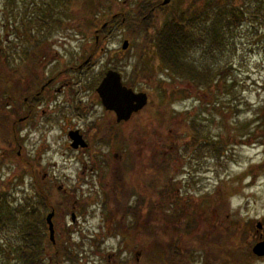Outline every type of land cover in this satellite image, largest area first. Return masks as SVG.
<instances>
[{
  "label": "rangeland",
  "instance_id": "obj_1",
  "mask_svg": "<svg viewBox=\"0 0 264 264\" xmlns=\"http://www.w3.org/2000/svg\"><path fill=\"white\" fill-rule=\"evenodd\" d=\"M46 1L0 0V101L6 102L8 94H23L34 73L29 71V63L25 66V62L17 59L25 46L31 47L20 28L22 18L26 17L23 20L32 22L27 29L34 43L39 42V55H45L41 64L34 67L39 76L41 71L44 76V69L49 71L56 59L64 65L77 61L75 55H81L82 59L85 55H95L86 74L90 83L99 81L108 69L120 70L123 83L146 93L148 103L127 122L119 124L122 140L106 145L92 142L97 151L94 153L97 166L84 175L80 159L64 160L63 156L72 154L66 149L67 137L59 128L47 131L40 110L12 131L5 120L10 108L0 107V194L5 193L14 206L23 204L35 190L32 177L39 182L48 179L47 186L53 189L54 198L61 204L52 217L61 226L56 231L58 240L84 244L82 257L76 264H120L125 260L128 264H148L143 247L118 254L119 231L132 220L116 206V190L120 187L134 193L144 192L147 196L152 193L155 203L158 198L160 210L145 215V220L142 215L139 226L146 227L144 235H151L155 246L165 247L175 239L182 250L193 246L188 264H264V256H256L252 251L236 263V245L241 241V232L246 233V239L241 242L253 247L259 242L260 229L256 223L264 220V5L255 14L259 11L257 0H230L245 16L239 27L223 33L227 36V47L222 55L213 60L200 49L192 50L191 60L217 71L211 85L205 88L192 80L165 73L155 58L152 44L145 43V34L153 39L162 23L186 8L189 0H171L165 5H162L165 0H154L158 6L152 12L149 29L134 28L137 30L134 33V29L117 21L93 53V34L98 26H105L112 14H115L113 17L116 13L131 16L136 0H77L51 10V21L44 15ZM206 1L200 0L192 10L206 12L217 7L208 6ZM230 1L222 0L219 6L227 8ZM214 15L211 13L208 21ZM41 18L47 19L48 29L36 27ZM115 19L123 22L125 18ZM124 40L128 41L126 49H122ZM145 45L148 48L143 49ZM141 51H144L142 59ZM16 67L22 71L14 72L12 69ZM94 101L102 106L100 97ZM20 111L10 115L22 117ZM99 113L96 123L111 121L109 115L106 118L102 111ZM112 124L116 125L114 116ZM194 129L209 144L220 145V153L216 155L205 142L186 148ZM159 148L171 149L169 153L176 155L177 161L169 168L161 167L160 179L152 191L147 185L158 178L153 164ZM59 150L64 153H54ZM53 162L55 168L51 166ZM52 174L57 184L68 191L65 197L49 181ZM166 182L170 189L161 194ZM178 202L182 213L176 210ZM72 210L76 217L73 224ZM49 212H43L44 219ZM190 220H193L192 230L184 236V224ZM202 234L213 246L206 243V247H198L194 243L193 237L199 238ZM213 238L216 240L212 241ZM1 240L0 244L5 245L20 243L13 231L4 232ZM225 244L233 250L225 252ZM215 245L220 249L213 248ZM3 257L0 255V264H6ZM111 258L114 260L110 261ZM63 264L70 263L64 260Z\"/></svg>",
  "mask_w": 264,
  "mask_h": 264
},
{
  "label": "trees",
  "instance_id": "obj_2",
  "mask_svg": "<svg viewBox=\"0 0 264 264\" xmlns=\"http://www.w3.org/2000/svg\"><path fill=\"white\" fill-rule=\"evenodd\" d=\"M75 1L77 0H47L45 2L46 10H44V15L50 20L51 10L54 11L55 9H58L60 5L73 4ZM221 1L222 0L206 1L208 6L216 5L217 7H215L214 10L208 9L206 12H203L202 9L192 10L193 6L200 2V0H189V5H187L186 8L162 23L161 27L156 31L153 39L150 40L148 35L145 34V43L152 44L155 58L158 60L159 65L164 69L165 73L170 72V76L192 80L196 82V84H200L205 88L211 85L213 81L212 79H215V76L217 75V71L214 72L212 67L203 66V63L197 64L195 62L196 60H191V52L192 50L200 49L204 55L209 56L213 60L216 57L221 56L223 53L222 50L224 47H227V36H224L223 33L226 31L229 32L233 27H239L242 20H244L243 16H245L244 11L241 8L235 7L230 0L229 7H220L219 4ZM263 1L264 0H257L259 11L254 12L255 14L261 12V6L264 5ZM226 3H228V0H226ZM157 6L158 1L136 0L131 16H127L123 13H116L117 15L113 17L115 14H112V17L106 22L105 26H98L99 29L93 34L94 39L91 52L93 53L96 50L97 45L105 38V33H108L112 24L117 21L119 25L126 24L131 29L138 28L143 31L149 29L152 12ZM63 7L67 9L66 6ZM107 10L109 11V8ZM197 11H199L198 14L196 13ZM208 12H210V14ZM211 13L215 14L214 18L208 21L211 18ZM205 16L207 17L206 22H204ZM118 17H123L125 19L123 22H120L115 19ZM24 18L26 17L22 18L20 28L23 34L22 36L25 38V42H28L29 44L31 43V47L28 48V46H25L21 51V55H39L41 51L39 48V42L34 43L32 36L30 35L31 31L30 29H27L28 26L32 25V22H26L23 20ZM46 18L37 20L36 27L39 28V30L43 28L48 29L49 25ZM58 22H60V20H58ZM14 31H18V29L15 28ZM136 32L137 30L134 29V33ZM145 48H148V45L143 47V49ZM143 52L144 51H141L140 53V59L144 56ZM3 53L4 55H8V52L6 51ZM217 80L218 79L216 78L214 81L215 84ZM1 90L6 89L2 88ZM193 123L194 122H192V125ZM202 142L207 143L216 155L220 153V145H217L216 147V145L212 143L209 144L208 139L195 129L194 132L192 131L190 145H186V148L193 144L199 145ZM34 181L35 185L33 188L35 190L30 196L25 198V203L23 204L20 203L14 206L5 193L0 194V241H2L1 236L3 233L7 231L16 232V236H19L20 239L19 244H0V255L4 256L3 258L6 264H49L50 261L55 264H63L64 260L70 264L79 263V260L82 257V250H84L83 241L70 243L67 239L65 241L58 240L56 232L54 239L55 243L52 244L49 241L43 212L45 210H56L60 208V203L54 198L56 193L50 188V186H43L36 177L34 178ZM149 183L150 184L147 185V188L150 190L152 189L153 191L154 183L151 180ZM162 187L161 194H163L166 189H170V186L167 184ZM132 196L135 197L131 199ZM116 198V206L118 209L123 215L126 214L132 219L128 224L126 223L123 230L119 231L121 238L118 254L124 251L131 252L136 248L143 247V255L144 257L147 256L146 262L148 264H188L191 250L194 249L193 246L189 249L182 250L177 246L176 239L172 244L165 247L155 246L152 238H150L151 235H144L146 227L142 225L140 228L141 225L139 226V219L142 215L144 219L145 215L150 216L156 210L152 193L147 196L144 192L134 193L133 191H127L126 188L120 187L116 190ZM90 202L91 201H89V203ZM180 204L181 203L179 202L176 204V206H178L176 210H179L178 213H182ZM134 219L137 221L135 222ZM176 220L179 221L180 219L177 218ZM192 221L193 220H190L189 222L187 221L188 223L186 222L184 224L186 231V233H183L184 236H188L189 234L187 233H190V230H192ZM250 225V228H252V223H250ZM178 231H182V228H179ZM229 234L230 232L228 235ZM245 234V232H241V241L246 239ZM81 238L84 237L81 236ZM215 240L216 239L213 238L212 241ZM193 241L198 247L199 245L200 247H206L207 244L212 245V243L207 241L206 236L203 234L199 238L193 237ZM241 241L238 243H241L240 245H236V257L238 259L236 263H240L241 260L246 259V257L251 254V247L253 244H245ZM215 247L220 249L218 248V245H215L213 248ZM225 247L227 248V250L224 249L225 252L228 251V249L233 250V248L226 246V244ZM158 254L160 257L157 256ZM120 264H128V261H121Z\"/></svg>",
  "mask_w": 264,
  "mask_h": 264
},
{
  "label": "flooded vegetation",
  "instance_id": "obj_3",
  "mask_svg": "<svg viewBox=\"0 0 264 264\" xmlns=\"http://www.w3.org/2000/svg\"><path fill=\"white\" fill-rule=\"evenodd\" d=\"M44 56L45 55H21L17 58L21 61V63L25 62V66H27V64L29 63L31 66L29 71L34 73L30 80L27 81V84L25 86L26 90H24L23 94L20 93L16 96H12V94L6 95L5 98L7 99V101H0V107H3L5 105L10 108V114L17 113L18 111L23 109L22 111H20L23 114L22 117H16L9 114L5 118V120L9 122L10 129L12 131L15 129V126L17 124L22 123V121L25 119H29L37 112V110H40L39 114L43 116L42 118H44V123L47 127V131H51L54 128H59V130L62 132V135L67 137L66 149H68V151L73 155L70 154L66 158L65 156H63L64 160L68 162L71 159L72 161L74 159H80L82 165L81 174L84 175L87 170H89V172H92V170L97 166V164H95L96 159L94 157V153H97V151L92 147V142L97 141V143L100 142L104 145L108 143L113 144V142L117 143L120 136L118 132V126L119 124L127 122L128 120L117 122L113 112L106 109L103 106L101 100V107L95 104L94 98L99 97L96 92V88L103 77H101L99 81H95L93 83L89 82V78L86 79V74H88L90 66L93 64L95 55H85L83 59L79 58L81 55H75L77 57V61H69L64 65H62V62L60 60L56 59L53 61L52 67L50 69H47L49 71H46V69H44V76H42L43 71H41V74L39 76V74L35 73L36 69L34 67L41 64ZM12 70L14 72L22 71V69H19L17 67ZM115 71L120 74L122 79L121 71ZM10 97H12L13 100L9 99ZM97 107H99L100 112L102 111L106 118L107 115L110 116V119H108L111 120L110 122L103 120L102 124L96 123L100 115ZM112 116H114V121L116 123L115 126L112 124ZM38 127L39 125L36 127V129H39ZM74 137H76L77 140H74ZM124 140L126 143L128 142L127 137ZM73 143L76 144L75 148L71 145ZM19 147L20 146L17 144V148ZM170 151L172 150L159 148L155 152V163L153 164V171L154 175L158 176L157 179L156 177L153 178L155 186L156 182L158 183L160 179L162 170L161 167L169 168V166H174V164L176 163L175 161H177L176 155L169 153ZM54 153L63 154L64 151L59 150L55 151ZM17 157H20L18 151ZM51 166L52 168H55L56 163L53 162ZM32 178V185L34 186V177ZM50 178L51 179L49 181L52 182V185L54 186L55 184V188L57 189V191L60 192L63 197H65L68 191H66V189L61 184H57L58 182L53 174L50 176ZM41 183L43 186H47L49 182L48 179H46ZM58 188H60L61 190H58ZM63 197L61 199H63ZM156 199L155 211L158 212L160 210L161 204L158 198ZM53 224L55 232L58 231L61 226H59V224L57 223H54V221ZM260 225L261 227L259 228L260 230L258 232L259 239L257 238V240L259 241L260 239H264V220L260 222ZM114 255L115 253L113 254V257ZM112 260L114 259L111 258L110 261Z\"/></svg>",
  "mask_w": 264,
  "mask_h": 264
},
{
  "label": "water",
  "instance_id": "obj_4",
  "mask_svg": "<svg viewBox=\"0 0 264 264\" xmlns=\"http://www.w3.org/2000/svg\"><path fill=\"white\" fill-rule=\"evenodd\" d=\"M169 0L163 1L162 5H165ZM128 41L122 42V49H126ZM96 92L100 97L103 106L114 112L116 121H127L132 114L142 110L148 102L147 94L144 92H135L132 88L123 85L120 74L115 70H108L105 76L100 81L96 88ZM264 114V107L262 109ZM74 140H77L74 137ZM79 142V141H78ZM74 148L76 144H71ZM60 189V188H58ZM54 211L51 210L45 217V223L48 232V239L53 244L55 243V229L52 221ZM75 213L72 210L70 213V219L73 223L76 222ZM260 222L256 223V228H260ZM252 253L256 256H264V240L257 242L251 249Z\"/></svg>",
  "mask_w": 264,
  "mask_h": 264
}]
</instances>
